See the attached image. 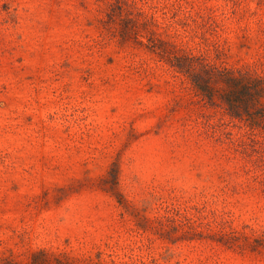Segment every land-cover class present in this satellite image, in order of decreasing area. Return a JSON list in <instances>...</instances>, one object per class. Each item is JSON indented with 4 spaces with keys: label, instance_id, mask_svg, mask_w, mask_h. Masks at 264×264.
<instances>
[{
    "label": "rangeland",
    "instance_id": "1",
    "mask_svg": "<svg viewBox=\"0 0 264 264\" xmlns=\"http://www.w3.org/2000/svg\"><path fill=\"white\" fill-rule=\"evenodd\" d=\"M176 54L264 79V0H0V264H264V126Z\"/></svg>",
    "mask_w": 264,
    "mask_h": 264
},
{
    "label": "trees",
    "instance_id": "2",
    "mask_svg": "<svg viewBox=\"0 0 264 264\" xmlns=\"http://www.w3.org/2000/svg\"><path fill=\"white\" fill-rule=\"evenodd\" d=\"M168 62L190 79L206 101L212 102L217 95L231 116L243 118L252 125L264 126L263 78L220 70L190 54H176ZM111 175L115 184L116 170Z\"/></svg>",
    "mask_w": 264,
    "mask_h": 264
}]
</instances>
